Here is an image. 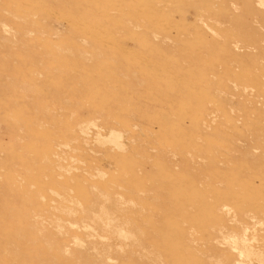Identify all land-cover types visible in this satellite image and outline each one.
<instances>
[{
  "label": "rangeland",
  "instance_id": "rangeland-1",
  "mask_svg": "<svg viewBox=\"0 0 264 264\" xmlns=\"http://www.w3.org/2000/svg\"><path fill=\"white\" fill-rule=\"evenodd\" d=\"M263 263L264 0H0V264Z\"/></svg>",
  "mask_w": 264,
  "mask_h": 264
},
{
  "label": "bare ground",
  "instance_id": "bare-ground-1",
  "mask_svg": "<svg viewBox=\"0 0 264 264\" xmlns=\"http://www.w3.org/2000/svg\"><path fill=\"white\" fill-rule=\"evenodd\" d=\"M118 137H119V136H118ZM93 178H94V177H93ZM77 206H78V205H77ZM239 242H240L241 245H245V239H244V238L241 239V240H239ZM234 246L236 247V245H234ZM247 250H248V249H247ZM247 250H246V251H247ZM235 251H236V250H235ZM240 253H241V252H240ZM249 253H252V252L249 251ZM252 254H253V253H252ZM252 254H251V255H252ZM239 255H240V254H239ZM247 255H248V254H247ZM256 255H257V254H256ZM254 256H255V255H254ZM257 256H259V255H257ZM261 260H262V258H261ZM263 264H264V263H263Z\"/></svg>",
  "mask_w": 264,
  "mask_h": 264
}]
</instances>
